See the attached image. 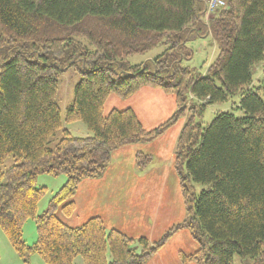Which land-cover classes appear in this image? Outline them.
<instances>
[{"label": "trees", "instance_id": "16d2710c", "mask_svg": "<svg viewBox=\"0 0 264 264\" xmlns=\"http://www.w3.org/2000/svg\"><path fill=\"white\" fill-rule=\"evenodd\" d=\"M209 0H0V231L28 263L147 264L181 230L198 244L184 264H264V0H227L208 17ZM209 36L217 49L206 75L184 66L189 44ZM162 46L156 58H128ZM76 67L81 80L66 123L82 122L92 135L63 130L57 104L60 74ZM143 87L174 95L177 111L146 130L132 109L104 114L111 95L126 100ZM241 95L243 116L218 113L203 126L208 105ZM193 99L202 102L198 107ZM186 118L175 148L185 220L156 242L108 229L99 217L72 228L58 214L75 213L86 179L101 178L118 149L151 143ZM62 131L55 149L49 143ZM13 158V165H3ZM138 154V172L151 164ZM65 175L63 187L37 215L46 194L40 175ZM201 186L200 193L196 186ZM34 219L29 246L24 225Z\"/></svg>", "mask_w": 264, "mask_h": 264}, {"label": "crops", "instance_id": "0c3cea01", "mask_svg": "<svg viewBox=\"0 0 264 264\" xmlns=\"http://www.w3.org/2000/svg\"><path fill=\"white\" fill-rule=\"evenodd\" d=\"M216 55L217 51L214 58ZM126 109H132L143 127L150 131L175 114L177 103L174 95L143 87L126 100L111 95L105 103L104 114ZM185 122L186 118L179 119L154 142L130 145L115 151L111 165L101 178L86 179L80 183L73 199L75 213L65 217L60 212L61 221L77 228L91 218L99 217L108 229L118 230L134 239L146 238L150 242L160 240L166 231L182 223L185 210L176 186L173 164L178 137ZM138 154L152 159L151 167L144 172L137 170ZM155 160L166 165L156 164ZM197 251V242H193L190 232L183 229L147 264H184L181 254L189 256Z\"/></svg>", "mask_w": 264, "mask_h": 264}, {"label": "rangeland", "instance_id": "374dc122", "mask_svg": "<svg viewBox=\"0 0 264 264\" xmlns=\"http://www.w3.org/2000/svg\"><path fill=\"white\" fill-rule=\"evenodd\" d=\"M208 3V2H207ZM213 14L208 13V17L211 18ZM189 48L194 51L193 56L188 59L189 52H186V57L184 58V66L196 69L202 75H206L207 69L214 58L216 47L209 36L203 37L202 39H197L189 44ZM216 50V51H215ZM164 48L159 46L146 54H137L128 58V63L130 65H140L149 60L156 58L158 55L162 54ZM209 63V64H208ZM264 62L253 67V84L256 86L260 83L263 78ZM81 80V74L76 67L67 69L60 74L59 77V89L57 95V104L61 110V117L63 121V130H68L71 134L80 137L91 136V131L82 122L66 123V112L67 108L72 104L74 99V91L76 85ZM240 99L241 95H237L230 99L226 103H217L213 105H208L203 116L200 118L199 122L203 126L209 125L215 116L221 112H230L237 117L243 116V111L240 109ZM191 102V99H190ZM202 102H198L193 99L192 104H196L198 107ZM62 137V131H60L55 138L49 143V147L55 149L57 142ZM156 164L166 165V163H161L155 160ZM14 163L13 158H9L3 165V170H7ZM152 163V162H151ZM151 167V164L149 165ZM173 174L175 176L176 186L178 187L181 197L183 198L182 188H181V177L177 169L175 168V163L173 164ZM65 175L53 176V175H40L37 179V185L39 187H45L46 194L39 203L37 215H41L46 211L48 204L52 197L60 190L66 182ZM64 180V182H63ZM202 190L201 186H196V192L200 193ZM183 205L185 210L186 218V206L183 198ZM24 240L29 245L32 246L37 241V226L34 219H29L24 225ZM190 232V231H188ZM191 235V233H190ZM191 239L194 242L191 235ZM0 264H46L43 259L37 255L32 256L28 263H25L14 251L11 244L9 243L5 234L0 231ZM75 264H83L81 258H77ZM235 264H251L250 260L243 261L240 257H235Z\"/></svg>", "mask_w": 264, "mask_h": 264}, {"label": "built area", "instance_id": "2783aa9c", "mask_svg": "<svg viewBox=\"0 0 264 264\" xmlns=\"http://www.w3.org/2000/svg\"><path fill=\"white\" fill-rule=\"evenodd\" d=\"M227 7V0H209L207 3V11L214 13L219 9H225Z\"/></svg>", "mask_w": 264, "mask_h": 264}]
</instances>
